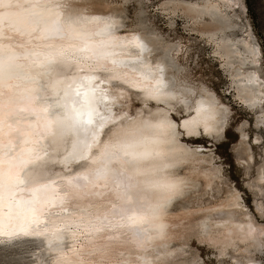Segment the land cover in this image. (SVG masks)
I'll return each instance as SVG.
<instances>
[{"label":"snow or ice","instance_id":"obj_1","mask_svg":"<svg viewBox=\"0 0 264 264\" xmlns=\"http://www.w3.org/2000/svg\"><path fill=\"white\" fill-rule=\"evenodd\" d=\"M81 2L0 0V245L66 233L71 244L50 246L51 264H158L160 255L150 249L166 238L165 208L188 187L170 173L175 165L166 162L162 146L177 144L180 136L208 145L213 127L221 125L222 106L206 102L202 87L177 98L169 92L173 85L158 52L125 30L121 19L89 14ZM189 7L198 16L215 15L221 31L242 20L224 11L240 9V0ZM217 35L196 39L209 45V57L223 67ZM111 82L142 93L146 101L174 100L171 118L153 123L154 113L143 110L117 115L106 103L110 90L102 87ZM49 93L57 97L55 113ZM145 129L156 133L146 135ZM56 163L66 172L73 163L82 170L54 173ZM98 185L115 200L68 203L64 189L76 190L81 199L80 190Z\"/></svg>","mask_w":264,"mask_h":264},{"label":"bare ground","instance_id":"obj_2","mask_svg":"<svg viewBox=\"0 0 264 264\" xmlns=\"http://www.w3.org/2000/svg\"><path fill=\"white\" fill-rule=\"evenodd\" d=\"M126 1L82 0L79 7L86 9L89 14L114 15L123 21L125 30L138 33L149 47L158 52V58L165 67L166 79L173 85L169 92L174 93L177 98L185 89L196 92L199 88H204L206 93L203 98L206 102L222 106L221 125L219 128L214 126L207 137L212 141L220 142L231 120L230 103L207 80L196 77L187 70L183 58L180 57L181 38L173 40L166 38L159 29L151 27L141 17V13L137 14L136 18H131L123 8ZM206 2L207 0H158L157 4H167L169 7L157 11L170 28L174 27L178 20H182V28L189 34H218L216 38L222 41V44L217 51L225 56L224 66L220 67L227 77V85L223 88L224 94L231 95L235 102L247 109L256 110L264 99V80L254 67L261 57L260 45L251 38L246 26H242L239 33L234 32L240 19L232 21L226 31H221L215 15L211 18L203 14L198 16L197 12L189 7L192 4L199 5ZM213 2L230 5L235 0H213ZM240 3V9L225 8L224 11L241 17V13L244 12L242 0ZM204 43L209 46L205 41ZM152 58H156L155 54ZM220 63L221 61L218 64ZM102 87L110 90L109 100L106 103L117 115L127 113L128 116H135L138 110H143L146 116L149 111L154 113L151 117L153 123L171 118L169 109L173 107L174 100L146 101L142 93L130 90L117 82L106 83ZM56 100L57 97L49 93L48 103L53 105V113L56 111ZM133 100L137 101V105L131 104ZM103 107L104 103H101V110ZM255 119L257 124L261 121L258 112ZM239 130L242 143L246 140L247 133L240 126ZM144 132L146 135H154L156 130L145 129ZM254 140L257 141L258 136ZM162 148L168 153L166 162L175 165L169 170L170 173L185 179L188 187L181 197L171 201L165 208L166 215L163 222L168 225L165 229L166 238L162 241L155 240L150 249L151 255H160L158 264H209L203 262L199 251L198 254L192 255L194 237L199 243L213 248V256L220 263L229 260L228 264H264L254 257V253L259 252L264 246V222L261 219L264 217L263 203L255 202L256 211L249 207L243 191L227 178L224 166L213 148L189 144L184 136L179 137L177 144H165ZM244 153L245 155L239 158H243V161L249 165L253 160L249 145L245 147ZM51 168L54 173L62 175H70L82 170L75 163L69 165L71 171L68 172L59 163L51 165ZM247 183L249 187L260 188L259 185L264 183L263 166L259 167L255 181ZM64 190L69 193L70 205L106 203L115 200V196L100 185L80 190V195L83 197L81 199L76 198V190ZM259 191L262 189L260 188ZM96 192H100L101 195H95ZM84 193L88 195L84 196ZM152 202L154 203L155 200ZM250 224L254 229L251 233ZM29 239L40 242V249L35 254L33 264H51L52 253L49 247L67 248L71 244L66 233H60L58 239L51 235ZM121 239L129 240L131 236ZM49 241H52L51 245ZM130 249L131 245H127L121 250L127 253Z\"/></svg>","mask_w":264,"mask_h":264},{"label":"rangeland","instance_id":"obj_3","mask_svg":"<svg viewBox=\"0 0 264 264\" xmlns=\"http://www.w3.org/2000/svg\"><path fill=\"white\" fill-rule=\"evenodd\" d=\"M157 2L158 0H127L123 4V8L131 18H136V15L141 13V17L151 27L159 29L166 38L172 40L181 38L180 57L183 58L187 70L194 76L207 80L216 90L219 88L220 94L230 103L231 120L224 138L220 142L209 140V144L204 146L215 150L219 161L224 166L227 178L243 191L246 203L256 211V201H261L264 205V183L259 185L262 189L259 191L260 188L249 187L247 182L253 183L259 167L263 166L264 168V99L256 110H250L235 102L231 95L225 96L223 88L227 85V77L219 69V64L209 57L207 45L204 41L197 40L196 34L189 35L184 31L182 20H178L177 24L170 28L160 12L152 9V6ZM242 7L244 9V12L241 13L242 20L238 21L234 32L239 33L242 26H246L251 38L260 45L261 57L259 63L254 67L264 80V0H242ZM160 20L163 21L162 24L159 23ZM131 104L135 106L137 101L133 100ZM257 112L261 118L258 124L255 119ZM239 126L247 133V138L242 143ZM256 136H258L257 141L254 140ZM247 145L250 146L253 154V160L249 165L243 161V158H239V156L245 155L244 149ZM261 219L264 222V217ZM192 245L194 246L192 255L198 254L199 251L203 262L220 263L213 256V248L199 243L195 237L192 240ZM39 249L40 242L30 239L16 241L9 245H0V264H33L35 254ZM254 257L264 262V246L259 252L254 253ZM228 261L225 260L220 264H228Z\"/></svg>","mask_w":264,"mask_h":264},{"label":"water","instance_id":"obj_4","mask_svg":"<svg viewBox=\"0 0 264 264\" xmlns=\"http://www.w3.org/2000/svg\"><path fill=\"white\" fill-rule=\"evenodd\" d=\"M207 47H209V46H207ZM213 60H215L217 63H219V60H216V59H213ZM219 69L222 71V69L219 67ZM208 140H211L210 138H207ZM12 244V243H11ZM6 245H9V244H6Z\"/></svg>","mask_w":264,"mask_h":264}]
</instances>
